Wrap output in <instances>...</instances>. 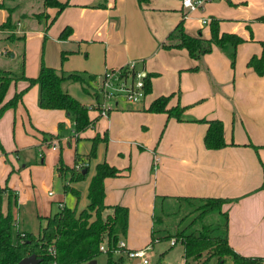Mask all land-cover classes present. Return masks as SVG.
Wrapping results in <instances>:
<instances>
[{
	"label": "crops",
	"instance_id": "obj_1",
	"mask_svg": "<svg viewBox=\"0 0 264 264\" xmlns=\"http://www.w3.org/2000/svg\"><path fill=\"white\" fill-rule=\"evenodd\" d=\"M25 1L29 8L35 1V11L32 7L28 14L15 17L19 4L10 6L16 29L0 31V41L10 42L6 38L14 33L29 46L34 35L39 38L36 44L47 36L46 46L55 61L50 67L87 81L63 85L68 93L67 88L79 84L82 98L76 100L82 105L94 102L92 89L105 71L131 62L151 76V88L142 102L118 103L106 117L89 111L90 125L77 135L68 113L39 108L37 85L10 84L5 102L27 88L17 106L0 118V145L7 153L0 151V213L5 214L8 202L13 201L15 234L37 235L44 218L59 212L61 205L76 215L86 210L95 167L107 163L120 170V175L104 180L107 209L103 217L112 214L113 206L127 209V232L120 240L127 250L153 251L156 243H149L156 197L227 198L234 199L223 207L228 215L229 246L241 256L264 259V192L259 189L264 176V74L258 76L247 65L251 57L261 55L264 0L214 1L184 18L180 0H148L142 7L137 0H58L68 1V6L50 25L55 9H45L43 0ZM5 10L0 9V25L6 20ZM42 12L49 14L48 21L35 17ZM204 17L219 22V34L243 39L233 68L225 50L217 47L203 57L198 72L189 71L197 63L183 50L161 48L182 20L186 34L209 39L210 26L200 23ZM65 27L71 28V34L60 39ZM22 45L21 41L6 45L10 46L5 50L10 62L19 57ZM61 51L66 56L59 65ZM37 56L38 52L36 60ZM29 60L27 51L25 77L34 78L38 65L28 72ZM176 91L178 99L173 97L171 105L178 102L185 108L183 121L146 111L151 101ZM203 119L222 122L226 147L205 149L207 125L195 122ZM95 136H106V141H100L95 157L88 159L87 177L70 183L79 197L64 193L55 172L59 158L69 167L75 164L76 155L87 158ZM170 202H157L156 210L162 212ZM181 261L184 264L183 253ZM119 264L142 263L123 254Z\"/></svg>",
	"mask_w": 264,
	"mask_h": 264
},
{
	"label": "trees",
	"instance_id": "obj_2",
	"mask_svg": "<svg viewBox=\"0 0 264 264\" xmlns=\"http://www.w3.org/2000/svg\"><path fill=\"white\" fill-rule=\"evenodd\" d=\"M4 0L0 3V9H6ZM12 1V0H7ZM148 0H137L140 7L144 6ZM45 9H55L56 14L50 20L49 25L56 19L58 14L68 6V1L62 3L58 0H43ZM8 16L5 22L0 25V31L13 32L16 25L12 22L10 8H7ZM38 20L50 19L49 14L45 12L36 14ZM217 20H211L210 38L204 39L198 34L197 37L189 36L183 29V20L178 23L173 31L166 37L165 42L161 45L162 49H184L189 57L193 60L200 61L201 58L209 54L213 47L221 50L232 48L231 67H234L235 49L243 42V39L235 35L219 34V26ZM71 34V28L65 27L60 35V39H66ZM24 38L14 35L7 36L6 40L13 42L15 40L22 41ZM262 47L259 57H251L248 61V67L258 75L264 74V42L260 43ZM66 53H61V62L65 60ZM23 67V65H22ZM199 67L190 69V71H199ZM22 73V72H21ZM94 79V78H93ZM151 76L144 77L145 95L150 93ZM18 81H26L28 87L37 85L38 106L44 110H63L68 113L74 122V131L78 135L90 125L88 118V109L86 105H82L75 98L69 95L63 85L68 82L87 83L78 74H64L51 67L41 63L39 72L34 78H27L23 75L16 74L10 70L0 69V118L3 113L9 109H13L20 102L22 95L26 89L15 93L8 101H4L6 92L12 83ZM93 90L94 101H98V96L95 88ZM174 94L167 96H159L150 102L147 112L153 114H165L168 119H174L178 122L183 121L184 107H181L178 102L171 105ZM99 117V116H97ZM205 123L207 130L205 132L203 143L207 150H219L227 146L223 138V124L219 120H200L195 121ZM45 137H53V135L44 134ZM79 139V137H77ZM100 141H106V136L100 138L95 136L92 139L91 151L87 158H82L79 155L75 156V164L72 167L66 166L60 157L56 166L55 172L62 181V190L64 193H73L79 197V193L70 187V183L79 182L87 177V172L75 169V165L83 161H88L95 157L96 147ZM2 154H7L0 145ZM87 171V167L85 168ZM154 167L152 168V171ZM120 175V170L109 166L107 163L97 164L95 174L92 177L88 188L89 204L87 209L76 215L75 211L61 207L60 211L44 218V226L40 229L37 235L24 233V237H20V233L13 235L15 226V217L13 213V201H9L5 214L0 213V264H17L21 259L34 255L39 259L38 264H87L96 260L102 252L99 247L106 242L107 264H113V250L118 242L126 235L128 211L121 206H113L111 215L103 217L107 207L103 204L105 195L104 180L106 178H114ZM264 192V176L261 187ZM2 193V192H0ZM172 202L185 203L190 207L189 216L193 218L190 222L179 228L182 221L188 216H185L178 223V228L175 232L169 233L165 229H161L160 225L163 222V216H168L163 211L156 210V203H163L167 200ZM234 199L223 198H189V197H156L154 212L152 217L153 227L151 230L150 243L154 245L157 242L175 240L176 244L183 246L184 264H208L212 260L216 264H226L230 261L231 264H263L264 259L245 257L237 254L228 244L227 239V211H223L226 204H230ZM165 207V206H164ZM217 213L220 221L214 225L202 224L203 220L210 214ZM94 214V220L92 216ZM201 224L198 228L197 225ZM53 247L55 250L52 256L48 249Z\"/></svg>",
	"mask_w": 264,
	"mask_h": 264
},
{
	"label": "rangeland",
	"instance_id": "obj_3",
	"mask_svg": "<svg viewBox=\"0 0 264 264\" xmlns=\"http://www.w3.org/2000/svg\"><path fill=\"white\" fill-rule=\"evenodd\" d=\"M3 1L4 0L0 1V3H2ZM24 1L25 0H15L14 2H12V1L6 0L4 2V4L6 7L5 11L7 12V16L9 14L7 8H9L10 6H12L14 4H19V6H18L19 8H17L16 12L14 13L15 17L22 16L25 13L28 14V12L31 11L30 9H32V7L34 8L33 11H35V5H34L35 1H32V3H31L32 7L31 8H29L27 1H25L26 4L24 3ZM22 4L23 5L25 4V5L21 6ZM6 19H7V17H6ZM38 39L39 38L36 35H34V40H32L30 42L29 46L24 45V42L21 41V43H23V45H22L20 54L18 55L19 57L15 58V60H13V62L12 61L10 62L8 59V56H5V50H7L10 47V46L6 47V45L7 46L10 45V42L6 43V41H4L2 39V41H4V42L0 41V69L10 70V71L15 72L18 75H21L23 73V75L25 76V53L27 51L30 53V60L26 63V68H27L28 72H31V69L33 66L38 65V69H37V73H36V74H38L41 63H43L47 67H50L51 65L55 64V61H52L54 57L50 53L49 47L46 46V42L48 39L47 36H45V37L43 36L41 41L36 44L35 42H37ZM17 41L18 40H15L13 42H17ZM18 47H19V45H18ZM11 48H13L14 51L16 49V51L18 52L17 47H15L14 45ZM236 49H237V47H236ZM236 49H235V59H236ZM177 50H183L184 52H186L187 56L189 57L186 50H184V49H177ZM212 50H213V48H212ZM37 52H38L39 56H37V60H36ZM223 52L225 53V55L229 59L230 66H231L230 55L232 53V48L225 50ZM61 53H62V51H61ZM59 54H60V52H59ZM10 56H11V54H10ZM203 57L201 58L200 61L194 60L197 64L193 68L199 67L200 68L199 71L202 70L201 62H203ZM55 58H57V57H55ZM60 62H61V57H59L57 59V63L59 65H60ZM10 63H12V64H10ZM22 65H23V67H22ZM234 65H235V61H234ZM193 68H191V69H193ZM53 69H55V68H53ZM55 70L59 71L58 69H55ZM189 71H190V69H189ZM59 72H61V71H59ZM192 72H198V71H192ZM77 73H79V72H77ZM67 91H68L69 95H71L73 98H75L77 100L82 98V92L80 90L79 84H72L69 88H67ZM173 94H174V97H176V99H178L179 94L177 93V91ZM189 211H190V207H188L185 203L178 204L177 202H170V204H168V206H166V208H165V213L168 216H163V222L160 225V228L165 229L169 233H173L177 230L178 223L180 222V220L183 219L185 216H188L189 218H187V219L185 218L182 221V225L179 227V228H182L183 226L187 225L190 222V220L193 218L192 216L188 215ZM219 221H220L219 215L217 213H212V214L208 215L203 220L202 224L214 225ZM200 225L201 224L197 225L196 227L198 228ZM13 235H15V229H13ZM169 247H170L169 241H163L160 243L157 242L155 244V247L153 248V251H151V249H150L146 252V259L148 260L149 264H182L181 256L183 253V246L181 244H176L175 246H172V248H170V249H169ZM161 249H162V251L165 250L166 253L163 256V259L161 261H158L160 254H162L164 252V251L163 252L160 251ZM112 258L114 261L113 264H119L120 263V257L119 256L113 255ZM96 262H97L96 264H107V255H105V253L99 254V256L96 259ZM208 264H216V262L214 260H212ZM226 264H230V261H227Z\"/></svg>",
	"mask_w": 264,
	"mask_h": 264
},
{
	"label": "built area",
	"instance_id": "obj_4",
	"mask_svg": "<svg viewBox=\"0 0 264 264\" xmlns=\"http://www.w3.org/2000/svg\"><path fill=\"white\" fill-rule=\"evenodd\" d=\"M221 0H180L181 9L183 10V18L196 11L202 10L204 5ZM212 19L202 18L201 25L207 26ZM143 71L136 69V62H131L123 67L107 70L104 72L99 83L96 84L95 90L98 96V101L87 106L88 111H95L97 116L106 117L110 111L117 107L118 103L136 104L142 102L146 95L144 91ZM88 167V162L83 161L75 165V169L84 170ZM60 207H63L62 205ZM20 237H24V233H20ZM171 246L175 245V240L170 241ZM107 246L100 245L101 252H107ZM149 248L142 250H127L124 241H119L116 248L113 250V255L121 257L123 254L128 259H137L142 264H148L146 259V251ZM49 253L54 256L55 250L53 247L48 249ZM50 264H55L51 262Z\"/></svg>",
	"mask_w": 264,
	"mask_h": 264
},
{
	"label": "water",
	"instance_id": "obj_5",
	"mask_svg": "<svg viewBox=\"0 0 264 264\" xmlns=\"http://www.w3.org/2000/svg\"><path fill=\"white\" fill-rule=\"evenodd\" d=\"M82 172L86 173V170L84 169ZM39 262H40V260L36 259V257L34 255H30V256H27V257L21 259L17 264H38ZM87 264H96V261L93 260Z\"/></svg>",
	"mask_w": 264,
	"mask_h": 264
}]
</instances>
